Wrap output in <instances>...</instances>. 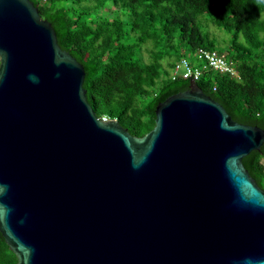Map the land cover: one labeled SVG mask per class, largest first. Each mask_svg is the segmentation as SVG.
Here are the masks:
<instances>
[{
  "label": "water",
  "instance_id": "obj_1",
  "mask_svg": "<svg viewBox=\"0 0 264 264\" xmlns=\"http://www.w3.org/2000/svg\"><path fill=\"white\" fill-rule=\"evenodd\" d=\"M36 77L33 82L30 77ZM32 0H0V234L16 264H264V129L194 82L131 134Z\"/></svg>",
  "mask_w": 264,
  "mask_h": 264
},
{
  "label": "trees",
  "instance_id": "obj_2",
  "mask_svg": "<svg viewBox=\"0 0 264 264\" xmlns=\"http://www.w3.org/2000/svg\"><path fill=\"white\" fill-rule=\"evenodd\" d=\"M32 1L59 46L82 64L86 98L99 117L115 118L133 135L151 130L157 103L189 85L167 66L197 49H215L223 34L240 76L204 67L196 83L234 121L264 129V0ZM145 95L150 99L141 107ZM263 157L264 142L242 159L262 189ZM0 264H16L1 234Z\"/></svg>",
  "mask_w": 264,
  "mask_h": 264
},
{
  "label": "clouds",
  "instance_id": "obj_3",
  "mask_svg": "<svg viewBox=\"0 0 264 264\" xmlns=\"http://www.w3.org/2000/svg\"><path fill=\"white\" fill-rule=\"evenodd\" d=\"M38 1V0H37ZM45 1V0H44ZM40 2V1H38ZM35 4V3H34ZM36 5V4H35ZM37 7V5H36ZM38 9V7H37ZM202 50V49H201ZM212 50H215V49H212ZM197 53H198V56L200 57V59L202 60V62H204V64H200V65H194L193 64V60H188L187 58L183 57V58H180L179 60L175 61L174 63H172L171 65L172 66H167V72L170 73V76L171 77H174V76H180L182 78H186V79H189V83L190 81H194L196 83V81L201 77V74L203 73L202 70L204 67H207L209 70L211 71H214L216 73H219V74H225V73H228L229 75L231 76H235V77H239L240 74H239V71L233 67L232 63L228 60V64H229V70L225 71V72H219L218 70L214 69V68H211L210 66H208L206 60H204V58H202L200 56L201 52H200V49H197L196 50ZM206 51V50H205ZM215 51H218V50H215ZM220 53H224V52H221V51H218ZM227 55V53H225ZM184 63H186L193 71H195V69H198L200 70V74L197 78H194L193 75L189 76H184V71H185V67H184ZM30 79L33 81V82H38V79L34 76L30 77ZM197 84V83H196ZM189 86V85H188ZM215 89V88H213ZM183 91V90H182ZM103 120H106V119H110V118H106L104 116H100ZM111 119H115V118H111ZM129 131V130H128Z\"/></svg>",
  "mask_w": 264,
  "mask_h": 264
},
{
  "label": "built area",
  "instance_id": "obj_4",
  "mask_svg": "<svg viewBox=\"0 0 264 264\" xmlns=\"http://www.w3.org/2000/svg\"><path fill=\"white\" fill-rule=\"evenodd\" d=\"M38 1H44V0H38ZM201 54L200 56L206 60L208 66L211 68H214L218 70L219 72H225L229 70V64L227 55L225 53H220L215 50H200ZM185 71L184 76H191L193 75L194 78H197L200 74V70L195 69L193 71L186 63H184Z\"/></svg>",
  "mask_w": 264,
  "mask_h": 264
},
{
  "label": "rangeland",
  "instance_id": "obj_5",
  "mask_svg": "<svg viewBox=\"0 0 264 264\" xmlns=\"http://www.w3.org/2000/svg\"><path fill=\"white\" fill-rule=\"evenodd\" d=\"M218 36L219 37L215 41L214 48L224 53L231 52L227 44L223 43V39H226L227 37H225L223 34H218ZM188 56L189 57L187 59L189 60L191 58L195 64H204V62H202V60L198 56L197 51H192ZM157 81L160 82L161 79H158ZM149 99H150V95H145L144 97L139 98V102H140L139 105L141 107H144L145 104H147V102L149 101ZM261 163L264 167V157L261 159Z\"/></svg>",
  "mask_w": 264,
  "mask_h": 264
}]
</instances>
